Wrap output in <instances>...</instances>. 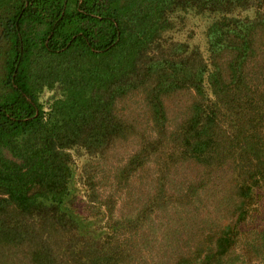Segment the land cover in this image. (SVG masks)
I'll use <instances>...</instances> for the list:
<instances>
[{
  "label": "trees",
  "instance_id": "obj_1",
  "mask_svg": "<svg viewBox=\"0 0 264 264\" xmlns=\"http://www.w3.org/2000/svg\"><path fill=\"white\" fill-rule=\"evenodd\" d=\"M261 199L264 0H0V264H264Z\"/></svg>",
  "mask_w": 264,
  "mask_h": 264
},
{
  "label": "rangeland",
  "instance_id": "obj_2",
  "mask_svg": "<svg viewBox=\"0 0 264 264\" xmlns=\"http://www.w3.org/2000/svg\"><path fill=\"white\" fill-rule=\"evenodd\" d=\"M184 23L186 25V27L184 28H192L193 30L195 29V31H197V34H199V31L203 28V20L199 17H185L184 18ZM198 36V35H197ZM132 141V140H131ZM121 156V152L120 151H116L115 154H114V157L115 158H112V161L111 159L106 162L105 164H102V168H105V175L103 177L102 174L100 173L99 177H100V181H103L104 182V187H106V181H111V178L113 177V173H114V165L116 164V158H119ZM107 177L109 178V180L107 179ZM100 186V185H99ZM101 187V186H100ZM122 187V186H121ZM103 188L101 187V190ZM116 192L114 193V198L117 201L116 203V209H119L120 208V205H122V200L119 198V197H129L128 196V192H127V189L126 187H116ZM114 191V189H113ZM259 207H260V213L261 214H258L254 220L256 221V224L259 225L260 223H264V221L260 220L262 217L261 216H264V202L263 200L261 199L259 201ZM258 206V205H257ZM122 210H118L116 212H120ZM259 218V219H258ZM257 219V220H256Z\"/></svg>",
  "mask_w": 264,
  "mask_h": 264
}]
</instances>
